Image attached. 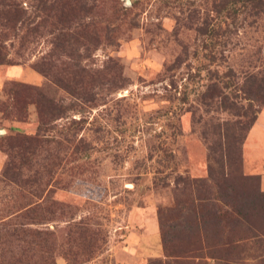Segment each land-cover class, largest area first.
Wrapping results in <instances>:
<instances>
[{
	"label": "rangeland",
	"instance_id": "1",
	"mask_svg": "<svg viewBox=\"0 0 264 264\" xmlns=\"http://www.w3.org/2000/svg\"><path fill=\"white\" fill-rule=\"evenodd\" d=\"M19 1L0 18V264H264V101L239 90L264 80V8ZM37 90L63 113L40 117ZM253 110L239 170L198 186L209 141Z\"/></svg>",
	"mask_w": 264,
	"mask_h": 264
},
{
	"label": "trees",
	"instance_id": "2",
	"mask_svg": "<svg viewBox=\"0 0 264 264\" xmlns=\"http://www.w3.org/2000/svg\"><path fill=\"white\" fill-rule=\"evenodd\" d=\"M244 1H250L253 3V6L256 5L258 8H264L262 7L264 0ZM84 4L85 2L78 3V1L76 0H39L37 8H39L40 10L49 9L53 13L56 12V16H71L76 12V10L83 7ZM24 13L25 9L22 6L21 1L0 0V18L4 19L6 22H20ZM0 47H2L1 43ZM4 62H8V59H6V56L3 55L2 51L0 50V64ZM37 70L46 75L48 67L47 69H45L44 66L42 68L39 66ZM249 77L253 80L249 82L248 89H244L242 84L241 86H239V90L250 94L252 96V100H259L261 102L264 101V80H258L257 77H255L254 75H250ZM35 93L40 99L44 100V102L39 103V101H35L34 99L40 117H43L46 114L60 115L63 113L62 107L53 104L51 101H48L43 91L37 90L35 91ZM224 98L226 99V97ZM222 103L225 109L233 108L230 103H224L223 101ZM256 113L257 110L251 111V116H248L247 120L244 122H242L240 119H237L228 123L230 125L229 127L223 128L221 131L217 132V139L209 141L207 145V177L205 179L194 180V182H196L198 186L202 185V183H209L211 185L220 186L222 184L220 182H223L226 176L228 175L229 168H233L234 166H236V170H239L241 147L244 139L246 138L247 131H249L253 122L256 119ZM236 114L240 116L242 115L243 117L246 116L247 111ZM36 141V137H29L26 141V143L29 144L28 147H26L27 145L24 144L19 145L20 150L22 151L18 153V158L23 155V152L30 150L31 145L40 146L43 144V139H40L39 142ZM12 161H8L6 167L4 168L3 172L6 175L8 173L12 174L13 170L16 169V162ZM50 162L51 161H49V165ZM258 178V175H248L247 178L245 177V179H247L248 181L254 180L256 182L254 193L256 195H262L263 192L259 189ZM36 236L38 237V235ZM163 243L164 249L167 250L168 247L165 241H163Z\"/></svg>",
	"mask_w": 264,
	"mask_h": 264
},
{
	"label": "water",
	"instance_id": "3",
	"mask_svg": "<svg viewBox=\"0 0 264 264\" xmlns=\"http://www.w3.org/2000/svg\"><path fill=\"white\" fill-rule=\"evenodd\" d=\"M127 1L129 2V0H127ZM1 131H4V130H0V132H1Z\"/></svg>",
	"mask_w": 264,
	"mask_h": 264
},
{
	"label": "crops",
	"instance_id": "4",
	"mask_svg": "<svg viewBox=\"0 0 264 264\" xmlns=\"http://www.w3.org/2000/svg\"><path fill=\"white\" fill-rule=\"evenodd\" d=\"M264 141V140H263Z\"/></svg>",
	"mask_w": 264,
	"mask_h": 264
}]
</instances>
